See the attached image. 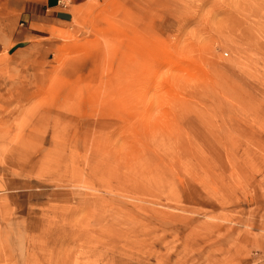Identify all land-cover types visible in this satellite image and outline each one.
<instances>
[{"label":"rangeland","instance_id":"374dc122","mask_svg":"<svg viewBox=\"0 0 264 264\" xmlns=\"http://www.w3.org/2000/svg\"><path fill=\"white\" fill-rule=\"evenodd\" d=\"M24 4L0 0V264H264V0L31 29Z\"/></svg>","mask_w":264,"mask_h":264},{"label":"crops","instance_id":"0c3cea01","mask_svg":"<svg viewBox=\"0 0 264 264\" xmlns=\"http://www.w3.org/2000/svg\"><path fill=\"white\" fill-rule=\"evenodd\" d=\"M82 2L83 0H25L23 13L28 17L29 29L39 25L40 21L66 25L73 21L74 12Z\"/></svg>","mask_w":264,"mask_h":264}]
</instances>
